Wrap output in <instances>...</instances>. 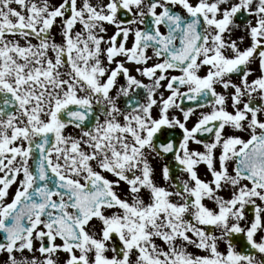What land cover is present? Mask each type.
I'll list each match as a JSON object with an SVG mask.
<instances>
[{"label":"snow or ice","instance_id":"snow-or-ice-1","mask_svg":"<svg viewBox=\"0 0 264 264\" xmlns=\"http://www.w3.org/2000/svg\"><path fill=\"white\" fill-rule=\"evenodd\" d=\"M0 264H264V0H0Z\"/></svg>","mask_w":264,"mask_h":264},{"label":"flooded vegetation","instance_id":"flooded-vegetation-1","mask_svg":"<svg viewBox=\"0 0 264 264\" xmlns=\"http://www.w3.org/2000/svg\"><path fill=\"white\" fill-rule=\"evenodd\" d=\"M253 68H255V65H253ZM133 74H135V73H133ZM177 74H178V73H177ZM138 78H140V79H144V82H145V83H148V81H147L145 78H142V77H139V76H138ZM120 82H123L122 79L120 80ZM220 90H221V89L218 88V91H220ZM184 106H185V107H189V106H194V105H193L192 102L185 101ZM170 111H171V114H173V115H177V116L180 115V113H179L178 111H175V110H170ZM201 111H208V109H207V108H203V109H199V108H198V109L196 110V114L193 115V116L190 118L189 122H188V126H189V127L192 126V124H193V123L195 122V120H196V117L198 116L199 112H201ZM78 132H79V130H78V129H75V128L72 127L71 125H69V126L65 129V134H66V135H67V134L77 135ZM180 135H181V134H180V130H178V129H162V130H161V133H158V136L160 137L161 141H163L166 137H167V138H171V139L176 140V139H179V138H180ZM241 135H244V134H241ZM201 139L207 140V139H208V136L205 135L204 137H201ZM194 147H195V146H194ZM170 160H171V154H168V156L164 157L163 159L157 157L156 160H155V166L157 167V169H159L160 166H162V165L165 164V163L170 162ZM30 163H31V161H30ZM200 174H201V177H202V178H205V179L210 178V177H206V176L204 175V169H203V167H201V169H200ZM173 175H177L175 169L173 170ZM109 178H112V177L109 176ZM157 182L160 183V184H165V185H166V182H164V181L162 180V178L159 176V173L157 174ZM14 191H15V185H13L12 188L10 189V193H11V192H14ZM223 194L227 197V192H225V193H223ZM205 203H207L209 206H212V205H211V202H209V201H205ZM247 214H248V215H251V212L248 211ZM243 223H244V222H242V224H243Z\"/></svg>","mask_w":264,"mask_h":264},{"label":"rangeland","instance_id":"rangeland-1","mask_svg":"<svg viewBox=\"0 0 264 264\" xmlns=\"http://www.w3.org/2000/svg\"><path fill=\"white\" fill-rule=\"evenodd\" d=\"M53 2H54V3H58L59 0H53ZM241 34H242V33H240L239 31H237V33H236L237 36H239V35H241ZM53 37L55 38V40H56L57 42H60V40H61V36H60L59 31H58L56 28H54V30H53ZM34 43H35V41H34ZM242 46H243V45H242ZM220 248H221V250H223L224 246L221 244V245H220ZM237 249H238V247H237ZM190 250H192V249H190ZM109 254H110V253H109Z\"/></svg>","mask_w":264,"mask_h":264},{"label":"water","instance_id":"water-1","mask_svg":"<svg viewBox=\"0 0 264 264\" xmlns=\"http://www.w3.org/2000/svg\"><path fill=\"white\" fill-rule=\"evenodd\" d=\"M234 243L237 244L240 249L244 247L245 241L242 236H237L234 238Z\"/></svg>","mask_w":264,"mask_h":264}]
</instances>
